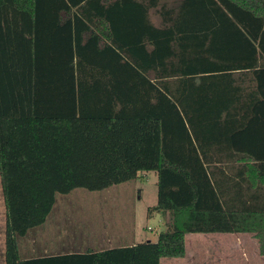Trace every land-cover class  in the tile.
Returning a JSON list of instances; mask_svg holds the SVG:
<instances>
[{"label": "trees", "instance_id": "16d2710c", "mask_svg": "<svg viewBox=\"0 0 264 264\" xmlns=\"http://www.w3.org/2000/svg\"><path fill=\"white\" fill-rule=\"evenodd\" d=\"M144 172L156 241L22 257L58 194ZM0 182L4 264H161L190 233L264 255V0H0Z\"/></svg>", "mask_w": 264, "mask_h": 264}, {"label": "rangeland", "instance_id": "374dc122", "mask_svg": "<svg viewBox=\"0 0 264 264\" xmlns=\"http://www.w3.org/2000/svg\"><path fill=\"white\" fill-rule=\"evenodd\" d=\"M157 199L155 172L140 173L136 180L115 184L101 191L78 188L69 194H58L56 204L45 222L46 225L33 228L26 236L20 238V253L22 257L26 254L25 250L30 247L32 240H38V250L49 244H66L77 249H89L90 238L101 239L102 247L121 245L123 241L118 238L113 240V236L119 233L128 234L130 224L139 222L144 225V232L148 237L156 239L154 231L158 229L161 231L157 223L159 214L151 217L148 215L144 217V214L148 213L149 207L157 203ZM0 204H4L1 182ZM149 225L153 228L152 231L149 230ZM1 233L4 237V222L0 223V235ZM237 238V243L242 245V249L237 247V264H264V255L258 254L256 240L253 237L244 235ZM217 244L219 247L220 243L216 242ZM208 250L204 249V252L208 257L211 255V259L220 251L215 248ZM57 251L59 249L54 250ZM209 260L205 255L197 256L194 264L196 261L199 264L202 262L208 264Z\"/></svg>", "mask_w": 264, "mask_h": 264}, {"label": "crops", "instance_id": "0c3cea01", "mask_svg": "<svg viewBox=\"0 0 264 264\" xmlns=\"http://www.w3.org/2000/svg\"><path fill=\"white\" fill-rule=\"evenodd\" d=\"M158 18V19H157ZM154 21L157 22V25H160V19L159 16H153ZM155 205V204H154ZM2 206V207H1ZM153 206V205H152ZM149 209V208H148ZM3 210V211H2ZM148 212V211H147ZM159 214L158 218V226L161 228V231L166 228V219L161 213H155ZM154 214V215H155ZM148 215V213L144 214V217ZM6 225V208L4 204H0V223ZM45 224V223H44ZM46 225V224H45ZM42 226V225H41ZM149 230L152 231V227L148 226ZM129 233H119L115 236H113V240L115 238H118L119 240L123 241L121 245H129L134 244L137 242H141L142 240H151L156 241L158 239L159 230L154 231L156 233V239H151L148 237V234H146L144 231V225L142 226L139 223L130 224L128 227ZM244 235H250L251 237L256 240V245L258 249V254H260L259 250V243L258 239L254 236L252 233H190L186 236V254L184 257H173V258H162L161 264H194V260L197 259V256L203 257L206 256L207 259H210L208 264H237V247L242 249L241 243H237V237L238 236H244ZM1 242H0V262L4 264V249H5V235L3 237L2 233L0 235ZM117 239V240H118ZM111 240V239H110ZM89 248L98 249L101 246V243L103 242L101 239L97 238H90L89 240ZM216 242L220 243V246L218 247V244L216 245ZM105 243V242H104ZM38 240H32V244L30 245V249L28 248L27 251L25 250L26 254L23 255V257H31L35 255H43L53 253L55 249H59L57 252H64V251H71V250H84L82 248L77 249L74 246H67L66 244H53V245H45L43 246L42 250H38ZM220 249V251L215 254V256L211 259V255L208 257L207 254H205L204 249L212 250ZM51 250V251H50ZM208 250V251H209ZM2 258V259H1ZM196 264L197 263L196 261ZM202 264H205L202 262Z\"/></svg>", "mask_w": 264, "mask_h": 264}]
</instances>
